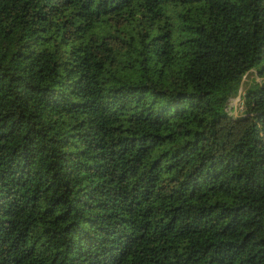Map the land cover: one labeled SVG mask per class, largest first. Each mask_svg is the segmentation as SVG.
<instances>
[{
    "label": "trees",
    "instance_id": "trees-1",
    "mask_svg": "<svg viewBox=\"0 0 264 264\" xmlns=\"http://www.w3.org/2000/svg\"><path fill=\"white\" fill-rule=\"evenodd\" d=\"M0 264H264V0H0Z\"/></svg>",
    "mask_w": 264,
    "mask_h": 264
},
{
    "label": "rangeland",
    "instance_id": "rangeland-1",
    "mask_svg": "<svg viewBox=\"0 0 264 264\" xmlns=\"http://www.w3.org/2000/svg\"><path fill=\"white\" fill-rule=\"evenodd\" d=\"M253 80H255V81H259L256 77H255V75H254V73L252 72V74L251 75H249L247 78H244L243 79V81H242V83H241V85H243V84H245V82L247 83L246 84V86L249 84V82H251V81H253ZM245 88V87H244ZM243 93V88H242V90H241V94ZM239 100H240V98L239 97H237V96H234V97H232L230 100H229V103H228V108L230 109H233V113H235V110H234V106H235V104L236 105H238L239 107H241L240 106V102H239Z\"/></svg>",
    "mask_w": 264,
    "mask_h": 264
},
{
    "label": "bare ground",
    "instance_id": "bare-ground-1",
    "mask_svg": "<svg viewBox=\"0 0 264 264\" xmlns=\"http://www.w3.org/2000/svg\"><path fill=\"white\" fill-rule=\"evenodd\" d=\"M241 90H242V87H241L240 92H239V97H240V95H241Z\"/></svg>",
    "mask_w": 264,
    "mask_h": 264
},
{
    "label": "water",
    "instance_id": "water-1",
    "mask_svg": "<svg viewBox=\"0 0 264 264\" xmlns=\"http://www.w3.org/2000/svg\"><path fill=\"white\" fill-rule=\"evenodd\" d=\"M239 98H240V97H239ZM234 107H235V109H234V110H236V104H235V106H234Z\"/></svg>",
    "mask_w": 264,
    "mask_h": 264
},
{
    "label": "built area",
    "instance_id": "built-area-1",
    "mask_svg": "<svg viewBox=\"0 0 264 264\" xmlns=\"http://www.w3.org/2000/svg\"><path fill=\"white\" fill-rule=\"evenodd\" d=\"M236 108H237V105H236ZM234 109H235V107H234Z\"/></svg>",
    "mask_w": 264,
    "mask_h": 264
}]
</instances>
